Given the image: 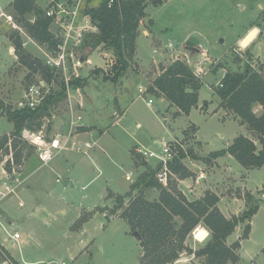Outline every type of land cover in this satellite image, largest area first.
Masks as SVG:
<instances>
[{
    "label": "rangeland",
    "instance_id": "374dc122",
    "mask_svg": "<svg viewBox=\"0 0 264 264\" xmlns=\"http://www.w3.org/2000/svg\"><path fill=\"white\" fill-rule=\"evenodd\" d=\"M12 2L0 0V12L5 13L0 16V96L12 107H20L27 101L26 88L49 80L13 49L10 35L19 31L23 42L28 41L26 53L45 58V45L30 37L23 24L16 21L10 8ZM37 3L46 7L47 0ZM15 24L26 33H21ZM253 27L259 28V35L242 48L240 41ZM139 29L150 32L148 37L141 34L139 40L143 66L136 60V66L130 67L119 82L104 78L115 56L103 47L88 48L86 55H90L77 69L76 79L80 78L81 83L74 85L72 98L79 110L87 113V121L94 129L87 136L97 143L90 154H73L69 162L57 167L62 153L42 166L36 150L28 148L23 165L14 164L15 175L23 183L2 206L10 219L8 232L18 229L23 237L17 242L10 240L0 227V245L15 257L13 264H139L142 247L138 235L111 209L115 195L127 193L145 169L159 165L156 157L148 155H161L164 142L176 144L175 154L180 148L188 153L183 163L191 175L181 182L180 173L173 172L169 182L188 198H199L213 190L220 198V209L229 217L246 210L250 200L249 206L256 212L239 253L243 264L251 260L264 264V166L250 168L246 174L244 166L229 153L206 160L212 151L227 147L240 134L258 142L245 124L232 119L235 116L231 111L214 109L219 108L215 90L224 68L243 70L248 60L264 66V0H163L158 6L149 3ZM196 33L206 39V47L195 39ZM176 59L187 61L202 74L199 103L203 106L207 102V110L199 106L189 115L175 116L176 108L164 96L140 92V84L147 88L152 84L160 63L168 65ZM97 68L103 72H94ZM60 82L61 78L52 81L51 89H59ZM149 99L153 100L151 105L147 103ZM69 100L67 95L54 106L51 119H45L47 136L66 128ZM254 110L261 113V105ZM12 129L7 116H0V136ZM140 148L146 153V163ZM1 169L0 166V175ZM58 175L60 182L56 181ZM158 194L152 191L150 198ZM194 232L186 242L198 249L210 235L198 241ZM243 232L244 224L229 236L228 243L239 239ZM190 256L184 254L179 264H189ZM3 258L0 254V261ZM194 260L201 263L202 258Z\"/></svg>",
    "mask_w": 264,
    "mask_h": 264
},
{
    "label": "trees",
    "instance_id": "16d2710c",
    "mask_svg": "<svg viewBox=\"0 0 264 264\" xmlns=\"http://www.w3.org/2000/svg\"><path fill=\"white\" fill-rule=\"evenodd\" d=\"M149 3L158 6L163 0H117L112 7H108L107 0H103L99 6L88 10L99 31L89 35L84 46L92 50L103 47L111 50L115 56L109 73H104L105 79L117 83L136 64L139 26ZM10 8L16 21L23 24L30 37L48 47L55 45L52 19L37 0H13ZM29 15L34 20H30ZM10 40L21 59L32 69L41 72L49 82L54 78L59 79L51 70H42L26 59L23 52L27 51L19 31H14ZM238 61L241 62V59L238 58ZM160 68V74L148 86L147 92L169 100L176 108L175 116L189 115L193 108L199 107L203 78L183 59L173 60ZM224 71L225 75L215 90L220 99L219 107L231 111L247 124L258 142L240 134L227 147L212 151L206 160L211 161L229 153L246 168L264 166V66L248 60L243 70L224 68ZM94 72L100 73L103 69L97 68ZM80 83V78L72 81L73 85ZM65 98L63 81L59 89H51L35 108L27 105L12 107L0 96V114L6 115L14 125L10 133L0 136V151L3 152L0 153V163L5 155L12 153L14 164L22 166L23 157L28 155L26 150L35 149L22 139L23 129L40 130L45 119H51L54 106ZM207 104L205 102L202 108L206 109ZM257 104L262 107L259 114L254 110ZM187 155L180 148L169 165L172 172L180 173L181 179L191 175L183 163ZM5 168L12 171L10 159ZM159 168L158 165L145 169L127 193L115 195V204L111 209L112 214L119 213L131 230L138 233L142 247L139 264H177L184 254L202 258L201 263L194 264H243L239 253L241 240L248 237L252 216L256 212L253 206H249L250 200L247 201L248 208L241 214L228 217L219 207L220 198L216 192L207 190L202 197L190 199L176 185L161 184L156 177ZM152 191L159 192L158 196L150 198ZM242 224V236L228 243L229 236ZM199 225L210 231V237L204 245L193 249L186 241ZM2 250L16 263L4 247ZM247 264L258 263L251 261Z\"/></svg>",
    "mask_w": 264,
    "mask_h": 264
},
{
    "label": "built area",
    "instance_id": "2783aa9c",
    "mask_svg": "<svg viewBox=\"0 0 264 264\" xmlns=\"http://www.w3.org/2000/svg\"><path fill=\"white\" fill-rule=\"evenodd\" d=\"M103 0H47L45 8L46 14L51 17L56 43L53 47L45 46V58L42 61L48 65L51 72L55 76H59L61 81L65 83L66 96H69L68 115L65 129H57L55 134L47 136L46 130L42 127L38 131H32L24 128L22 131V139L34 146L42 166L49 165L51 161L66 151H75L89 155L90 150L95 146V142L91 140L81 141L79 135L87 126L84 120V114L79 110L77 102L72 98L74 85L72 81L76 79L77 69L82 65L88 55H86L88 47H85V41L91 34L97 33L99 27L94 22L92 14L88 11L92 7H97ZM117 0H107L108 7H112ZM3 12L1 15H4ZM0 15V16H1ZM11 20V16L7 15ZM15 27L18 25L15 24ZM21 33H26L21 27H18ZM27 41L23 42V46L27 45ZM15 50V48H13ZM202 77V74L195 71ZM225 75V71L223 76ZM55 82V78L52 80ZM52 81L47 82L41 80L36 84H32L24 90L27 99L21 106H29L35 108L40 105L44 97L52 88ZM140 92L145 93L147 88L139 87ZM152 99L148 100L151 105ZM163 153L157 155L154 152L149 153V157H156L159 160V170L157 171V180L164 186H168L170 182V163L175 157L174 148L176 144L164 142ZM139 153L143 159H146V153L140 148ZM11 160L12 171L5 168L7 160ZM4 170L0 175V227L8 234L9 238L19 241L22 238L20 231L8 232L5 225V212L2 207L3 202L15 195L18 188L22 185L23 180L16 176V168H14V159L12 153L9 157L2 161ZM130 178V175H127ZM60 176L57 182H60ZM23 203L20 202V205ZM206 238V237H205ZM0 254L4 257L0 264H13L12 260L2 250L0 245ZM66 264V262H61Z\"/></svg>",
    "mask_w": 264,
    "mask_h": 264
},
{
    "label": "crops",
    "instance_id": "0c3cea01",
    "mask_svg": "<svg viewBox=\"0 0 264 264\" xmlns=\"http://www.w3.org/2000/svg\"><path fill=\"white\" fill-rule=\"evenodd\" d=\"M3 12H0V15L2 14ZM146 33H147V35H146ZM141 34L144 36V37H148L149 36V34H150V32H149V30H143L142 32H141V30L139 29V34H138V38H137V51H136V60H138V63H140V57H139V40H140V37H141ZM28 42V41H27ZM109 52V51H108ZM90 55V54H89ZM88 55V56H89ZM88 58V57H87ZM142 60V59H141ZM155 64L156 63H160V62H158V61H153ZM161 65H164V66H166L167 64H163V63H160V65H159V69H158V72L157 71H155V75L153 76V80L160 74V72H161V68H160V66ZM136 66V65H135ZM140 66H143V65H141V63H140ZM142 73L144 72V69H143V67H142V71H141ZM141 75V73H139L138 74V76H140ZM203 78V77H202ZM142 83V82H141ZM139 86H142V87H144V88H147V86L145 85H142V84H140ZM75 88V87H74ZM147 92V91H146ZM145 92V93H146ZM122 97H124V96H121V98ZM219 98V97H218ZM219 105V104H218ZM199 106H201V104L199 103ZM218 107V106H217ZM216 107V109H214V112H217L219 109H223V108H217ZM201 109H202V106H201ZM218 109V110H217ZM206 110H207V108H206ZM223 110H225V109H223ZM82 112H83V114H84V120L86 119V126L88 127V129L86 128V129H84V131L78 136L79 137V139L81 140V141H84V140H89L88 139V135H90L92 132H93V128H91V126H92V124H90L88 121H87V116H86V112L85 111H83V110H81ZM234 115V114H233ZM0 116H2L1 114H0ZM235 117L234 118H232L234 121H239V122H241L242 124H245V123H243L242 121H241V119L239 118V117H237L236 115H234ZM224 120H226V119H224ZM229 120H231V119H229ZM246 126H247V124H245ZM13 127H14V125H13ZM90 127V128H89ZM247 128H248V126H247ZM249 129V128H248ZM13 130V129H12ZM11 130V131H12ZM10 131V132H11ZM250 131V130H249ZM9 132V133H10ZM6 134V133H5ZM95 142V141H94ZM96 143V142H95ZM97 144V143H96ZM95 144V145H96ZM73 154H77V152H75V151H66V152H64L62 155H61V158H60V161H58L57 163H56V166L57 167H59L60 165H62V163H67V162H69V159L71 158V156L73 155ZM221 157V156H220ZM219 160V159H218ZM144 162L146 163V159H144ZM0 166H1V172L4 170V164L3 163H0ZM70 167H72V165L70 166ZM246 170H245V172H246V174H248V171H249V169L250 168H246V167H244ZM70 168H68V170H69ZM239 170H242V169H239ZM60 175H58L57 176V178L59 177ZM246 177V176H245ZM185 179H181V182H183ZM56 181H57V179H56ZM61 181V180H60ZM197 182H199V181H197ZM243 186L245 187V178H244V182H243ZM23 203V202H22ZM23 205V204H22ZM21 205V206H22ZM3 207V206H2ZM3 209H4V212H5V225H6V228H7V221L8 222H10V219H9V216H8V214H7V211H6V209L3 207ZM236 214V213H235ZM229 217V216H228ZM197 229H203L205 232H208L207 231V229L204 227V226H202V225H199L196 229H195V231L197 230ZM14 231H20V230H18V229H16V230H14ZM195 234V233H194ZM207 234V235H206ZM207 236L206 237V239L209 237V232L208 233H204V236ZM22 237H23V234H22ZM8 238H9V236H8ZM10 240H13V239H11V238H9ZM22 239V238H21ZM205 239V240H206ZM13 241H15V240H13ZM17 242V241H16ZM2 247H4V246H2ZM5 248V247H4ZM5 250H6V248H5ZM7 251V250H6ZM9 253V252H8ZM9 255L13 258V260L16 262L17 260L15 259V257L13 256V255H11L10 253H9ZM183 256V255H182ZM194 256L193 255H191L190 256V263L189 264H194V263H197V261L196 260H194ZM242 260V259H241ZM180 261V260H179ZM179 261H178V264H179ZM251 261H253V260H251ZM251 261H249V262H251ZM255 261V260H254ZM36 262H39V260H37ZM63 262V261H62ZM257 262V261H256ZM258 264H263V263H259V262H257Z\"/></svg>",
    "mask_w": 264,
    "mask_h": 264
},
{
    "label": "water",
    "instance_id": "95a60500",
    "mask_svg": "<svg viewBox=\"0 0 264 264\" xmlns=\"http://www.w3.org/2000/svg\"><path fill=\"white\" fill-rule=\"evenodd\" d=\"M259 33H260L259 28L253 27L244 36V38L240 41V46L242 48H247L255 40V38L259 35ZM194 36H195V39L198 41V43L202 44L204 47L207 46V41L202 35L196 33V34H194ZM23 55L26 57V59L29 62L37 65L40 69H42V70H48L49 69L48 65H46L41 59L34 57V56H32L28 53H25V52H23ZM136 235H138L137 232H136Z\"/></svg>",
    "mask_w": 264,
    "mask_h": 264
},
{
    "label": "bare ground",
    "instance_id": "6f19581e",
    "mask_svg": "<svg viewBox=\"0 0 264 264\" xmlns=\"http://www.w3.org/2000/svg\"><path fill=\"white\" fill-rule=\"evenodd\" d=\"M248 33V32H247ZM244 38V37H243ZM242 38V39H243ZM195 235H196V238L198 239V241H203L206 237V235L204 236V233H208V232H205L203 229H197L195 232Z\"/></svg>",
    "mask_w": 264,
    "mask_h": 264
}]
</instances>
